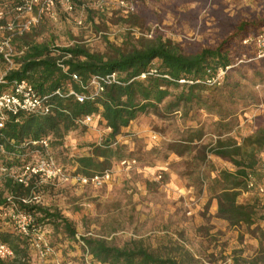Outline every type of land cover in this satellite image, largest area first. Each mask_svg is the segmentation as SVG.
Returning <instances> with one entry per match:
<instances>
[{"label": "rangeland", "instance_id": "rangeland-1", "mask_svg": "<svg viewBox=\"0 0 264 264\" xmlns=\"http://www.w3.org/2000/svg\"><path fill=\"white\" fill-rule=\"evenodd\" d=\"M107 1L103 10L91 9L79 0L74 1L73 9L58 4L53 16L41 15L29 31L38 33L39 41L51 40L55 47L79 41L91 51L101 53L108 51V43L131 47L140 40L156 37L179 43L184 52L191 54L228 40L226 47L233 66L221 85L204 94L208 102L196 101L180 113L166 109L162 103L140 113L129 129L123 128L116 140L122 147L123 158L135 159L136 164L127 169L114 161L110 168L113 175L102 186H82L73 179L77 176L76 157L88 154L91 145L109 137L110 129L97 118L77 125L61 144L54 141L43 151H33L26 160L13 165L11 171L20 174L22 166L42 154L52 155L68 168L69 181H40L38 194L45 206L57 209L69 219L79 238L92 236L120 247L136 242L157 255L177 257L185 264H264V220L257 219L251 227L230 226L212 212L217 203L213 184L216 169L235 167L214 155L205 163L195 158L203 146L213 144L218 137L238 143L239 138L241 144L244 138L260 130L264 132V59L245 60L243 55L249 56L250 49L233 40L240 22L264 18V0H136V9L129 14L117 8L116 0ZM18 2L0 0V10L6 8L2 22L28 20L15 11ZM81 17L82 26L77 24ZM10 50L12 62L0 58L1 79L16 67L18 45L11 42ZM65 87L71 88L72 84L67 82ZM191 129H202L203 136L195 150L180 157L171 147L188 137ZM245 149L250 151V147ZM0 165L6 166L7 161ZM160 173L161 182L156 180ZM190 188L192 193L188 194ZM243 192L239 202L264 200V196L254 192ZM169 205L177 206L174 211L187 225L181 227L170 220L166 212ZM194 209L197 219L192 213ZM2 223L11 229L10 223ZM47 229L51 232L46 238L52 236L59 247L57 253L51 263L34 251L32 264H82L81 246L68 232L55 229L52 224Z\"/></svg>", "mask_w": 264, "mask_h": 264}, {"label": "trees", "instance_id": "trees-1", "mask_svg": "<svg viewBox=\"0 0 264 264\" xmlns=\"http://www.w3.org/2000/svg\"><path fill=\"white\" fill-rule=\"evenodd\" d=\"M130 18L132 16L127 17L126 21L130 22ZM262 27L264 18L252 22L242 21L236 26L233 40L250 49L249 56L243 55L245 60L256 61V53L254 45L244 44V39L258 35ZM37 37L38 33L32 30L12 37L11 42L18 45L20 54L14 58L16 67L11 68L3 79L0 78V93L15 81L26 79L39 95L49 96L52 110L47 114L24 111L7 114L4 126L0 128V162L7 161L5 167L8 169L0 174V212L12 200L22 211L35 214L46 234L51 232L47 229L48 224H52L55 229H65L69 237L81 246L82 264H185L177 257L157 255L136 242L120 247L92 236L79 238L69 219L57 209L52 210L42 201H22L39 193L41 179L32 176L25 185L18 182L11 168L20 164L21 160H26L33 151L45 150L43 146L34 144V141L49 138L50 144L54 141L61 144L65 135L79 125V118L92 115L110 129L109 137L100 144L91 145L88 154L77 156L75 171L77 175L92 176L110 169L114 161L124 159L122 147L116 140L117 135L140 113L162 103L166 109L180 113L189 104L205 100L204 94L210 88L217 87L206 83L209 77L207 71L216 73L219 67L233 66L229 47H226L228 40L191 54L184 52L179 43L156 37L140 40L131 47L108 43V51L101 53L91 51L79 41L59 48L51 40L39 41ZM0 58L4 60L2 55ZM150 67L157 70V75L140 79V75ZM112 72L119 73L121 83L106 86L104 92L95 99L81 103L73 96L66 95L69 90L65 87L67 82L77 91H83V86L89 83L92 76H104ZM74 73L80 77V81L73 80ZM182 79L185 82L181 83ZM58 89L62 90L63 96L54 94ZM202 136V129H191L188 137L172 145V152L180 157L191 153L197 148L196 144ZM246 147H250V151ZM262 149L264 132L260 130L254 136L244 138L241 144L234 139L222 140L218 137L213 144L203 146L195 155L196 159L204 163L210 155H214L228 160L235 167L232 170L216 169L213 179L216 185V217L227 221L230 226L244 224L251 227L257 219L264 220V200L246 203L238 200L241 192L247 191L246 179L250 172L257 169ZM2 222L0 218V240L11 247L13 257L0 261V264H32L34 250L28 237L12 229H3ZM48 241L57 253L59 247L52 236ZM53 256L48 255L46 258L52 263Z\"/></svg>", "mask_w": 264, "mask_h": 264}, {"label": "built area", "instance_id": "built-area-1", "mask_svg": "<svg viewBox=\"0 0 264 264\" xmlns=\"http://www.w3.org/2000/svg\"><path fill=\"white\" fill-rule=\"evenodd\" d=\"M75 0H19L15 6V11L28 17L24 23L16 21L2 22L6 8L0 10V53L4 58L12 62L13 53L10 50L12 37L16 34H23L30 30V28L36 25L41 15H52L54 9L58 4L65 5L66 9H73L75 6ZM84 6L91 9H106L108 5L107 0H79ZM118 9H125L124 12L129 14L136 9V0H116ZM82 5V4H81ZM37 12V15L34 13ZM77 24L82 26L84 21L81 18L77 20ZM244 44H253L255 47V59H264V31H261L256 36H248L243 41ZM231 66L225 68L219 67L216 73L208 70V79L206 83L212 86H219L223 82L227 71ZM150 75H157V70L154 67H150L148 71L143 72L140 75V79H147ZM72 78L75 81H80V77L77 74H72ZM181 83L185 82L184 79L180 80ZM121 79L118 72H112L110 74L100 76L94 75L91 77L89 83L83 86V91H77L74 88H69L67 96H73L77 101L83 103L89 99H95L98 95L104 92L106 86L119 84ZM54 94L63 96L62 90L58 89ZM52 110V104L49 103V96H41L38 94L34 86L26 79L15 81L9 91L0 93V128L4 126L7 114H17L20 111L27 113H50ZM94 119L92 115H86L77 120L78 124H88ZM34 144H39L44 148H48L50 145V139L44 138L40 141H34ZM35 161L29 162L22 166V172L16 175L18 182L25 185L28 184L29 178L32 176L40 177L41 181H47L52 184H60L70 180L69 169L63 165H60L56 159L50 155H36ZM136 164L135 159H122L119 163L120 166L130 169ZM8 169L4 165H0V174L7 172ZM113 175V169L105 170L103 173H96L92 176L77 175L73 177L76 183L82 186H94L99 187L107 183ZM163 175L160 173L157 175L156 180L161 182ZM247 191L254 192L260 196H264V158L260 161L257 169L254 172H250L246 179ZM188 194L192 193L190 188L187 191ZM184 193V192H183ZM11 199V198H10ZM10 204L3 207L0 212V218L3 222L10 223L11 229L23 237H28L32 249L36 251L40 258H45L48 255H56L54 247H52L46 238V233L41 226L35 214L31 212L22 211L19 206L12 200ZM24 203H39L41 198L39 194L34 197L22 200ZM82 244V241H81ZM13 257V251L11 247L0 240V261L8 260Z\"/></svg>", "mask_w": 264, "mask_h": 264}, {"label": "crops", "instance_id": "crops-1", "mask_svg": "<svg viewBox=\"0 0 264 264\" xmlns=\"http://www.w3.org/2000/svg\"><path fill=\"white\" fill-rule=\"evenodd\" d=\"M129 128H130V125L128 127L124 128V129H129ZM238 141H239V144H240V139L239 138H238ZM260 156H261V158H264V151L260 152ZM214 157H216V156H214ZM216 158H219V157H216ZM230 169L232 170L231 167H230ZM246 194H249V192H245L244 191L243 192V195H246ZM169 207H170V209L167 210L166 212H167V214H169L170 220L171 221L172 220L173 221L175 220L177 222L176 224H178L181 227L184 226V225H187L188 222H186L184 218H180L179 217L178 211H176V212L174 211V210H177V206H175V205H169ZM193 212H194L195 218L197 219V214H195L196 213V210L195 209L192 210V213ZM212 212H214V215H216V213H217V203L213 206V211ZM215 218L219 219L218 217H215ZM3 227L5 228L6 226H3ZM190 227H192V226H190ZM5 229H8V228L6 227Z\"/></svg>", "mask_w": 264, "mask_h": 264}]
</instances>
